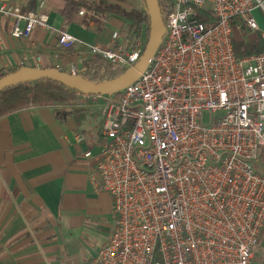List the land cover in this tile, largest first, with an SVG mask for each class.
<instances>
[{
  "label": "built area",
  "instance_id": "2783aa9c",
  "mask_svg": "<svg viewBox=\"0 0 264 264\" xmlns=\"http://www.w3.org/2000/svg\"><path fill=\"white\" fill-rule=\"evenodd\" d=\"M44 4L24 12L21 0L0 2L11 36L45 29ZM255 9L264 0H168L164 35L138 78L113 94L75 91L65 106L97 112V151L80 157L93 163L94 190L111 198L112 229L87 264H254L264 225V175L255 168L264 149V51L238 56L233 38L258 31L264 39ZM146 41L116 31L107 45L66 30L57 36L60 48L120 70ZM73 140L88 137L76 130Z\"/></svg>",
  "mask_w": 264,
  "mask_h": 264
},
{
  "label": "crops",
  "instance_id": "0c3cea01",
  "mask_svg": "<svg viewBox=\"0 0 264 264\" xmlns=\"http://www.w3.org/2000/svg\"><path fill=\"white\" fill-rule=\"evenodd\" d=\"M44 1L47 27L32 30L28 37H12L11 16L0 14V71L59 65L66 72L74 66L79 73L92 56L78 47L60 48L59 30L103 45L115 31L121 38L127 34L125 20L117 15L97 22L78 12L67 20L60 12L62 0ZM254 16L264 31L261 9ZM235 35L244 40L254 36ZM20 61L28 63L21 66ZM76 109L90 118L78 121L76 112L61 117L51 105L26 106L0 117V264H87L109 236L111 198L94 190L93 163L80 157L82 150L96 152L97 147L73 140L76 130L96 139L98 114ZM255 168L264 175V149ZM263 252L264 225L254 264H264Z\"/></svg>",
  "mask_w": 264,
  "mask_h": 264
},
{
  "label": "trees",
  "instance_id": "16d2710c",
  "mask_svg": "<svg viewBox=\"0 0 264 264\" xmlns=\"http://www.w3.org/2000/svg\"><path fill=\"white\" fill-rule=\"evenodd\" d=\"M39 0H25L22 7L24 12L35 10ZM63 7L61 14L65 19L69 20L74 14L83 10L86 17L90 20L99 21L100 18H106L109 14L122 17L125 20L127 31L133 37L145 34L148 38L150 18L146 7L138 8L133 5L126 8L122 2L126 0H62ZM130 1V0H129ZM168 0H158L161 13L163 6ZM144 5V0H142ZM207 25L212 24V19L204 18ZM233 48L238 56L247 55L264 51V39L260 32H256L250 40H244L240 36L235 35L233 38ZM17 68L9 69L5 72L0 71V77L4 74L17 70ZM82 71V72H81ZM125 70L112 68L110 64L102 60L99 56H92L84 61L80 70V76L92 82H100L105 79H112ZM77 101L74 90L47 79L38 81H30L20 83L0 91V117L11 113L26 106L51 105L55 107L59 116H66L76 112V118L80 121L85 114L77 112L76 108H66V105H73Z\"/></svg>",
  "mask_w": 264,
  "mask_h": 264
},
{
  "label": "water",
  "instance_id": "95a60500",
  "mask_svg": "<svg viewBox=\"0 0 264 264\" xmlns=\"http://www.w3.org/2000/svg\"><path fill=\"white\" fill-rule=\"evenodd\" d=\"M3 1L10 0H0V2ZM144 3L150 18L148 38L139 59L132 67L126 69L120 75L112 79L92 82L82 78L80 75L60 71L54 67L44 69L35 66H23L0 77V91L20 83L42 79L57 82L68 89L85 94L104 95L120 91L134 82L141 72H143L165 32V25L158 0H144Z\"/></svg>",
  "mask_w": 264,
  "mask_h": 264
},
{
  "label": "rangeland",
  "instance_id": "374dc122",
  "mask_svg": "<svg viewBox=\"0 0 264 264\" xmlns=\"http://www.w3.org/2000/svg\"><path fill=\"white\" fill-rule=\"evenodd\" d=\"M131 0L129 1V0H126V1H124V2H122V5L123 6H125L126 8H130L131 7ZM132 3H133V5L134 6H136V7H138V8H142V7H144L145 6V3H144V5H143V2H142V0H132ZM146 7V6H145ZM261 15H262V18L264 17V9H261ZM258 16V18H261V17H259V15H257ZM128 30V28H126V31ZM124 38H126V39H131V38H133V36H131L130 35V32L129 31H127V34L125 35V37ZM111 67H112V65H111ZM112 68H114V67H112ZM117 69V68H116ZM80 72V71H79ZM82 72V71H81ZM78 74H80V73H78ZM87 115V114H86ZM88 116V115H87ZM89 117V116H88ZM94 116H92V118H93ZM90 118V117H89ZM202 118H203V123H207L208 122V120H209V114H208V112H204L203 113V116H202ZM95 139H91V138H89L88 139V142H87V145H89L90 147H92L94 144H95Z\"/></svg>",
  "mask_w": 264,
  "mask_h": 264
}]
</instances>
